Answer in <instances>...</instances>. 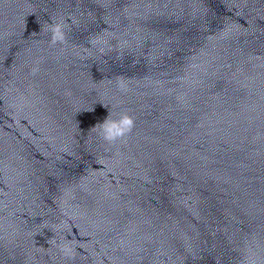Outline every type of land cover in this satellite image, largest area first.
I'll use <instances>...</instances> for the list:
<instances>
[{"label":"clouds","instance_id":"obj_1","mask_svg":"<svg viewBox=\"0 0 264 264\" xmlns=\"http://www.w3.org/2000/svg\"><path fill=\"white\" fill-rule=\"evenodd\" d=\"M47 30L50 33V40L53 45L63 43L66 39L64 24L53 20L47 24ZM92 110V109H91ZM90 110V111H91ZM134 127L133 118L126 112H120L115 118L109 110V115L102 123H97L91 129L97 131V135L105 142L114 144L117 141L123 140ZM61 251L66 255L71 253V248L68 245L62 246Z\"/></svg>","mask_w":264,"mask_h":264}]
</instances>
